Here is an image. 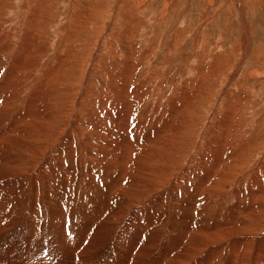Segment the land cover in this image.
<instances>
[{"label": "rangeland", "instance_id": "374dc122", "mask_svg": "<svg viewBox=\"0 0 264 264\" xmlns=\"http://www.w3.org/2000/svg\"><path fill=\"white\" fill-rule=\"evenodd\" d=\"M0 64L5 71L19 73L9 81L0 79V85L7 88L6 99L15 98V103L17 98H25L23 105L31 100L48 117L58 99L61 101L60 114L43 120L45 129H31L29 141L40 144L39 150L47 149L46 143L57 148L61 138L75 133L70 125L66 128L70 116L78 114L70 108L75 100H82L89 110L94 95L118 91L122 94L117 96L115 114L124 119L121 111H126L132 126L138 120L144 126L146 110L147 125L164 115L159 119L164 127L158 121L155 127L146 126L144 132L159 128V134L166 132L164 135L175 138L172 147L168 148L167 142H150L146 151L142 149L147 152H143L145 165L159 156V169L164 173L154 176L150 172L151 180L158 179L157 190L168 188L174 175L177 188L182 187L191 198L177 194L178 203H192V190L197 189L208 206L202 215L211 220L224 216L218 207L224 205L225 213L227 210L228 202L217 205L216 197L227 198L232 190H239L244 199L241 215L255 230L250 231L253 238L259 236L256 245L264 249V211L252 209V204L264 205V0H0ZM2 97L0 91V101ZM103 100L107 97L100 98ZM91 116L99 120L102 114ZM64 128L70 132H60ZM101 128L92 130L97 138L109 135L116 139L114 131ZM148 132L145 134L151 138ZM62 150H55L60 164L64 162ZM15 169L21 172L15 171L16 183L7 184L0 177V264H124L127 253L131 264H179L174 254L185 244H179L178 236L195 226L193 219L179 223L186 222L185 211H172L175 216L166 218L164 222L169 224L160 229L167 234L159 236V230L152 227L157 216L162 220L165 215L144 207L147 199L141 197L133 202L136 219L129 218L115 234L113 229L96 226L111 198L102 195L98 197L102 199L89 201L77 195L75 199L74 191L66 185L71 175L64 167L54 169L64 178L55 187V201L40 206L42 202L32 197L31 204L27 201L30 206L12 224L19 202L16 196L26 198L20 180H25L27 165L21 162ZM179 170L187 172L181 177L176 175ZM203 177L208 181L207 190L199 185ZM93 180L98 184L95 176ZM53 182L46 187L54 188ZM213 191L216 196H211ZM54 203L63 216L58 215ZM121 211H115L117 217L128 213ZM98 212L95 228L86 236L90 219L85 215ZM66 218L71 220V239L62 238L61 229L52 228ZM194 236L199 243L206 240L200 233ZM84 239L91 241L84 245ZM97 239L99 244L94 245ZM151 245L156 247L141 259L139 252ZM244 252H248L246 247ZM260 259L264 261V254Z\"/></svg>", "mask_w": 264, "mask_h": 264}, {"label": "bare ground", "instance_id": "6f19581e", "mask_svg": "<svg viewBox=\"0 0 264 264\" xmlns=\"http://www.w3.org/2000/svg\"><path fill=\"white\" fill-rule=\"evenodd\" d=\"M18 74L19 73H16L15 71H5V66L3 67L0 64V79L4 78L6 81H9L11 79L10 76H17ZM10 88L13 89L12 86H10ZM24 89H26V87H23V90ZM6 90H7L6 87L0 85V91H3V97H2L3 100L0 101V168L3 170L0 171V177H2L1 180L7 182V184L16 183L15 178L17 177V174H15L16 171L15 167L17 166V164L21 162H25L27 165V171H25V180L23 181L19 179L22 183V190L24 189L26 190L25 192L26 198L24 199L20 198L19 195L16 196L17 198L15 197L19 202L18 204L16 202L18 208L13 207V209L16 208L17 212H15L14 217L12 216L14 218L12 224H14V222L16 221V217H19V215L21 216V214L23 213L22 211L23 210L25 211V207L30 206L29 204H31L30 200H32V197H35L36 200L39 201L40 203L42 202V205L40 206H44L55 201V196H56L54 193L55 187L58 184L57 182H61V180L64 178L62 177L61 179L60 177H58V174L54 172V169H58L59 167H64L71 175L70 177L72 178V180H70L69 184L66 185L74 191L73 197L75 199L76 197L78 198V196H82L90 201L93 200V198H98L99 196L102 195L107 196V198L108 197L111 198L112 202L110 200L111 203L108 204V206L106 207L107 211H105V213H103L99 218L98 216L100 215V212L93 213L92 215H85L89 217L90 223L95 222L98 218V220L96 221L97 222L96 226L99 228L105 227L108 229H113L115 234L118 233L120 229L126 226L127 223L126 221H129V218L134 219L136 217V213L133 210V202H135V200L137 202L140 201L141 199L138 200V198L142 197L145 200L147 199V201H145L146 205L145 206L143 205L144 207L147 206L148 209L154 208L155 212L159 211L160 213L162 212L164 213L163 215H165V218L162 220L159 219V217L157 216L156 222L152 227V229L156 228L159 230L160 232L159 236L162 235L165 236L167 234V231L164 232L163 230L160 229L164 226L163 224H169L164 222L166 218H170V217L173 218V216H175L174 213L172 212L174 210L176 211L182 210L187 213L186 222L183 221L179 223H187V221L191 222V219H193L192 221L195 222V226L189 228L190 230L187 231V233L182 231V234L184 236H180V235L178 236L180 240L179 244L181 245V243L184 242L186 247L184 245L183 248H180L178 251L176 250L174 255L175 258L179 260H175L176 261V262L174 261L175 263L264 264V261H261L260 259V256L264 254V249L262 248V246L256 245L259 242V236L257 237L255 236V238H253V235H251L252 233H250V231H255V230L253 229L251 230V228L247 226L246 224L247 221L244 220L241 215L242 210L244 208L243 206L244 199L241 193L239 192V190L237 191L232 190L231 194H229L227 198L216 197L218 201L217 205L223 204V202L225 203L228 202V204H227L226 213H225L224 205L218 207L219 211L224 212V216L216 217L213 220H211V218H209L206 215H202L203 212L207 211L208 206L207 207L204 206L203 203L205 201L200 197L197 189L196 191H194V189L192 190L193 194H195L192 203L189 204L187 202H186L187 204H180V202L178 203L177 194L181 196V194L184 193L185 191L182 189V187L177 188L179 184L178 182H176L177 178H174V175H173V180L170 181V185L168 188H165L163 190L160 189L161 191L157 190L158 186L155 183L158 182V179L151 180L150 172H152L154 176H158L159 173H161L162 176V173L164 172L160 171L159 169V167H161L162 165L161 166L159 165L160 164V160H158L159 156L154 158L151 164H148L146 162L145 163L148 165L143 164L145 160L144 154L147 153V152L145 153L146 150L144 148H147L148 147L147 145L150 142L152 144L167 142L168 144L167 147L169 148L172 147L175 138L171 135L169 136L164 135L166 132L163 134L161 133L163 135L162 136L161 134H159L160 132L159 128L154 132H152L153 130L148 132V129L145 131L148 132L149 135H151L150 138L147 135V133L145 134L144 128L146 126L153 127V125L154 124L156 125L158 121L160 122L159 123L160 126V124H162L161 121L163 122V119L161 121L159 119L160 117L162 118L164 115L163 116L160 115V117L158 116L157 117L158 121H150L148 122L149 124L147 125L148 119H146L145 117L149 115V111L146 110L145 112L146 116L144 117V119H142V121H145L144 126L142 127V123L139 120L138 123H135L132 126L131 123L133 122V120L131 121V123L129 120H127L126 111L124 112L121 111V113L124 114V119L117 117V115L120 116L119 113L115 114L116 107L114 105L119 101L118 100L119 98H117V96H120V94H122L119 93L118 91L105 93L103 96H99L101 94L94 95L95 98H93V101L95 102L90 107L89 110L84 108L85 106L84 103L81 102L82 100L81 101L80 99L79 101L75 100V102L73 101L72 104L70 105V108L74 109L76 113L78 112V114L74 115L73 117L71 115L70 116L71 119L69 120L66 126V128L68 127V125L74 128L75 133L72 136L70 135L61 138L62 143L59 144L57 148L50 147L51 143H46L45 147L47 149L39 150L38 145L40 146V144H37L35 141H29V137L32 135L31 129L34 126L36 129L39 128V130L45 129V125L42 123L43 120L46 119V117L48 116L46 114H43L44 109H38V106L35 105V103H33L31 100H29L28 105H23V101L25 100V98H17V101L15 103H14L15 98L6 99L5 97ZM20 92L22 93V91ZM83 93L84 91L81 92L80 97L81 96L83 97ZM106 97H107L106 102L104 100L103 102H100V98H106ZM61 106H62L61 101L58 99L57 105L53 106L55 111L54 112L50 111L52 116H49L48 118L52 119L53 117H57L60 114L58 110ZM19 108H21V110L20 112H17ZM148 108L149 106L147 107V109ZM158 110L160 112L162 109H158ZM163 111L161 114H164ZM64 112L67 113L66 111ZM92 114H94L95 116H99L102 114V116H99V118L102 119L101 120L99 119L100 120L99 121L98 117H92L91 116ZM104 115L106 116V118ZM152 115H154L155 117L156 112H154ZM41 116L43 118L40 119ZM110 118H116V119L111 120ZM97 121L101 123L98 124ZM170 121L171 120L169 118V125H170ZM8 125H10L11 127L6 128ZM165 125L162 124L163 127ZM52 127L54 126L52 125ZM101 127L105 128L106 131H114L116 139L114 137L110 138L109 135H107V138L102 137V135L98 136L97 138L92 133V130L93 129L98 130ZM112 127H114V129ZM66 128L62 129L60 132H65V131L70 132L67 130L68 128L67 129ZM169 128L170 129L172 128L171 131H173V127H169ZM27 129L29 130L28 133L26 132ZM87 131H89V133H87ZM120 139L122 140L124 139V142L122 144H120L119 142ZM71 140L78 141L79 142L78 145L77 144L72 145L70 143ZM56 144L58 143H54V145ZM67 145L69 147L65 149L64 146ZM96 145L100 146V149H97ZM210 146L212 145L210 144ZM59 148L63 149L62 152L65 162V163L63 162L64 164L62 163L63 165L60 164L56 159V157L59 158V156L56 155L55 150ZM142 149L145 150L143 151L144 154L142 152ZM206 149H208V146L206 147ZM202 155H205V153L204 154L202 153ZM5 160L6 163L4 162ZM9 160H11L10 163L8 162ZM7 162L10 165H8ZM2 165L5 167H3ZM162 169H165V167L163 166ZM45 170H49L50 172ZM185 170L187 169L185 168ZM180 172L181 173H178L176 175L178 176L181 175L182 177L184 173L187 171L181 170ZM17 173H21V172H17ZM64 173L65 175H67L65 169H64ZM93 176H95L98 179V184H96V182L93 180ZM181 177L179 178L181 179ZM101 178L102 180H100ZM50 180H54L53 182L54 188L46 187L49 184ZM199 183H200L199 185H201L202 188L207 190L208 181H206V177H203V179H201ZM62 185L63 186L60 187L65 188L64 184ZM102 188L104 190H102ZM56 189L58 190V188ZM61 190L59 191V193L61 192ZM121 194L123 195V198L120 197ZM170 194L171 196L168 198ZM184 195L188 199H191L188 197L187 194L184 193ZM211 196H216V193H214L213 191V194H211ZM102 198L103 197L98 199H102ZM120 198L122 199L123 203H121L122 201L120 200ZM204 199L206 200V198ZM28 200H29V204L27 205ZM59 200L62 201L61 198ZM55 205L58 215L63 216V211L58 206V203H56ZM252 205H254L252 209L264 211V205H257V204H252ZM64 207H68V206L64 205ZM128 208H130L129 212H128ZM117 210L119 211L122 210L121 213L122 212H126V213L128 212V213L123 216L119 215L120 217H117L118 216V215L116 216L117 212L115 213V211ZM12 224H7V225L12 226ZM61 226H62V222L57 224H52L53 229H61ZM198 233H200V235H204L206 240H201V243H199L196 241L197 238L193 239L195 237L194 234L197 235ZM112 236H113L112 231H110V237L112 238ZM98 239L100 240L101 238ZM99 240L98 242L93 241V244L94 245H96V243L99 244ZM186 240H188V242ZM158 242L159 241H157V243ZM126 246L128 247V245ZM154 247L156 246L151 245L147 250L142 249L139 252L138 256L141 259H144L147 255L151 253V251H153ZM245 247L248 249V252H244ZM156 253H157V249H156ZM157 257L159 258L160 256ZM234 257H237L238 261H236ZM242 258L245 259L241 260ZM131 260L129 253H127L124 264H131L130 263ZM58 264H60V262H58Z\"/></svg>", "mask_w": 264, "mask_h": 264}, {"label": "snow or ice", "instance_id": "6c2138e0", "mask_svg": "<svg viewBox=\"0 0 264 264\" xmlns=\"http://www.w3.org/2000/svg\"><path fill=\"white\" fill-rule=\"evenodd\" d=\"M71 220L70 218H66L62 221L61 226V234L62 238L64 239H71L72 238V231H71ZM95 228V225L93 223H89L88 228L86 229L85 235L88 236L92 233V230ZM84 245H88L90 241L88 239H84L82 241ZM77 261L79 260V257H76Z\"/></svg>", "mask_w": 264, "mask_h": 264}]
</instances>
